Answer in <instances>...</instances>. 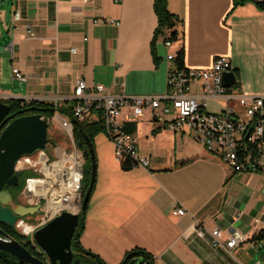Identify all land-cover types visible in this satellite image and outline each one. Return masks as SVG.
I'll list each match as a JSON object with an SVG mask.
<instances>
[{"label":"crops","instance_id":"1","mask_svg":"<svg viewBox=\"0 0 264 264\" xmlns=\"http://www.w3.org/2000/svg\"><path fill=\"white\" fill-rule=\"evenodd\" d=\"M4 2L0 4L3 103L71 105L79 80L88 86L101 84L113 95L160 96L167 73L175 66L166 57L181 47L186 69L206 70L215 58L226 57L237 73L235 91L264 96V12L253 4L233 8L232 0H166L177 40L165 47L164 36L152 45L157 27L154 0ZM15 9L20 13L18 23L12 20ZM25 24L32 27L33 37L27 36ZM13 68L25 81L13 77ZM191 93L200 94L199 84L191 85ZM207 101L216 109L208 110ZM227 105L242 117L243 109L235 100H205L209 113L221 112ZM154 115L161 119L146 114L123 124L136 137L138 153L148 159L147 168L123 171L106 135L94 137L97 172L80 235L82 248L107 264H118L135 247L150 253L154 264H264V241H252L264 228L263 174L239 172L229 177L227 166L190 133L166 127L170 115L160 111ZM98 139L108 141V153L99 151ZM175 208L186 214L173 216ZM194 220L207 232L218 229L222 246L231 230L242 234L244 241L232 249L214 247L208 233L202 239L195 237Z\"/></svg>","mask_w":264,"mask_h":264},{"label":"built area","instance_id":"2","mask_svg":"<svg viewBox=\"0 0 264 264\" xmlns=\"http://www.w3.org/2000/svg\"><path fill=\"white\" fill-rule=\"evenodd\" d=\"M12 20L15 23L20 21L17 9L12 14ZM23 27L27 36H34L30 25L25 24ZM173 43L165 40L164 46L172 47ZM71 52L74 53L75 50L72 49ZM175 56V53H170L166 59L174 61ZM227 72L234 73V70L226 57L215 58L206 70H179L174 66L167 73L166 89L160 96L113 95L101 84L88 86L84 80H79L73 89L72 98L75 103L72 117L78 121H100L119 164L129 161L134 167H148V159L138 153L136 137L126 132L123 124L137 122L146 114L160 120V115H154L155 111H160L163 115L171 116L166 122L169 130L190 133L206 152L215 155L236 173L252 172L246 171V166L254 168L255 164L264 169L262 157L250 161L251 154L255 150L262 153L264 145V96L242 94L235 91L236 85L223 86L222 76ZM12 74L15 79L25 81L16 68L12 69ZM192 84H199L200 94L191 93ZM208 99H224L226 102L235 100L242 107L243 115L238 117L234 108L229 105L221 112L209 113L205 110V100ZM53 119L71 143L70 150L52 147V159L44 151L23 156L14 168L16 175L21 172L32 174L24 178L19 196L24 206L38 208L36 219L26 222L23 217L18 218L14 228L28 239L37 252L40 250L33 240L36 230L63 212L79 215L82 209L84 157L74 143L71 120L59 116L57 112L47 122ZM185 214L182 208L172 211L173 216ZM193 231L199 239L208 233L214 247L232 249L237 243L244 241L242 234L231 230L222 246L220 231L215 229L207 232L196 220Z\"/></svg>","mask_w":264,"mask_h":264},{"label":"water","instance_id":"3","mask_svg":"<svg viewBox=\"0 0 264 264\" xmlns=\"http://www.w3.org/2000/svg\"><path fill=\"white\" fill-rule=\"evenodd\" d=\"M5 0H0L4 2ZM225 87L237 84L233 72L224 73ZM22 111L10 114V108L0 101V224L14 227L18 218L38 212L37 207H26L12 203V195L7 191L18 186V176L14 174L16 162L23 156L44 151L47 144L48 122L39 114L23 115ZM89 148L91 170L89 183L83 194L81 214L86 212L95 183L96 159L92 145L85 138ZM79 215L63 212L48 224L36 230L33 240L44 255L45 261L33 256L22 244L0 229V253H9L25 264H85L74 259L71 240L78 226ZM128 264H140L132 260Z\"/></svg>","mask_w":264,"mask_h":264},{"label":"trees","instance_id":"4","mask_svg":"<svg viewBox=\"0 0 264 264\" xmlns=\"http://www.w3.org/2000/svg\"><path fill=\"white\" fill-rule=\"evenodd\" d=\"M246 4H253L257 10L264 12V0H232L233 8L243 6ZM153 10L157 17V27L154 32L152 45L153 42L159 36H164V41L165 40L171 42L176 41L177 33L175 31H172L175 26V21L173 16L167 10L166 0H154ZM175 55H176L174 59L175 66L179 70H185L186 68L184 67V62H183V56H184L183 48L181 47L179 50H177ZM234 74L237 76L235 70H234ZM4 103H6L9 106L10 114L18 111L23 112L22 114L17 116L39 114L45 120H48L54 116L55 112H57L58 114L68 117L71 120L73 125L72 134H73L74 143L76 147L82 152L84 157V167H83V194H84L86 187L89 183L90 170H91L89 148L87 142L85 141V138H88L90 144L94 148V144H93L94 137L100 133H103L102 123L100 121H89L88 119H84L82 121H78L74 119L72 117V110L75 103L74 101L72 102L71 105H65V106L63 105L58 106L51 103H43L37 101L22 103L21 101L18 100H9ZM126 132L131 133L129 131ZM48 142L49 141L47 140V143ZM262 142L264 143V136L262 138ZM209 154L213 155L211 153ZM251 156L252 157L250 158V161L253 162V159L256 160L260 159L262 157V153L257 152L255 150L251 154ZM120 167L123 171H129L134 167V164L129 161H125L123 164H120ZM228 170H229V177L232 176L233 173H236L230 168H228ZM246 171L260 172L264 176V169H262L256 164L254 165V168H251V166L250 167L246 166ZM30 175H32L30 172H21L18 174V176L21 179V182H20V187L16 189L15 194H17V192L21 190L24 178ZM84 220H85V213L81 214L80 212L78 226L71 240V250L74 254V259H78L80 263H85V264H107L103 260H101L97 255L82 248L80 244V235L83 232ZM3 228H4V232L8 236L20 242L22 246H24L33 256L44 261V257L39 252H37L34 246L28 241V239L24 238L21 234H19L14 227L3 225ZM252 241L255 242L264 241V228L261 229L256 235L252 237ZM132 260H139L140 264H154V257L146 250L138 247H135L127 251L118 264H128ZM0 264H25V263L18 260L16 257H14L9 253H4V254L0 253Z\"/></svg>","mask_w":264,"mask_h":264},{"label":"rangeland","instance_id":"5","mask_svg":"<svg viewBox=\"0 0 264 264\" xmlns=\"http://www.w3.org/2000/svg\"><path fill=\"white\" fill-rule=\"evenodd\" d=\"M3 2H0V4H2ZM5 3V2H4ZM207 105V109L212 111L216 109V105L215 103H213L212 101H207L206 103ZM47 140L49 141L46 144V148L44 150V154L48 155V157L50 159L53 158L52 155V147H61V148H66V150H70L71 148V143L69 142V140L66 138L65 134L63 133V131L59 128L57 121H55L54 119L51 120L50 122H48V129H47ZM107 140H103V139H98V145L97 148L99 149L100 152H102L103 154H106L109 152V146L107 144ZM95 151V156H96V150ZM96 164H97V156H96ZM97 172V170H96ZM38 217V214H33L30 216H25L24 220L26 222H31L32 220L36 219ZM45 261V259H44Z\"/></svg>","mask_w":264,"mask_h":264},{"label":"flooded vegetation","instance_id":"6","mask_svg":"<svg viewBox=\"0 0 264 264\" xmlns=\"http://www.w3.org/2000/svg\"><path fill=\"white\" fill-rule=\"evenodd\" d=\"M17 176H18V174H17ZM20 182H21V179L18 176V186H11V187H9L7 189V191L12 195V203L13 204H21V205H23V202H22V200H21V198L19 196V192L20 191H18L17 194H15L16 189L20 187ZM23 219H24V217H23ZM0 229L4 231V228H3L2 224H0ZM42 256L44 257V255H42Z\"/></svg>","mask_w":264,"mask_h":264}]
</instances>
